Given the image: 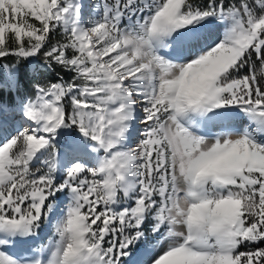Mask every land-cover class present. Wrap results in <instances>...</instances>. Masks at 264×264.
<instances>
[{
    "label": "snow or ice",
    "instance_id": "obj_1",
    "mask_svg": "<svg viewBox=\"0 0 264 264\" xmlns=\"http://www.w3.org/2000/svg\"><path fill=\"white\" fill-rule=\"evenodd\" d=\"M0 264H264V0H0Z\"/></svg>",
    "mask_w": 264,
    "mask_h": 264
},
{
    "label": "trees",
    "instance_id": "obj_2",
    "mask_svg": "<svg viewBox=\"0 0 264 264\" xmlns=\"http://www.w3.org/2000/svg\"><path fill=\"white\" fill-rule=\"evenodd\" d=\"M57 71H60L59 69H57ZM46 75H48L47 73L40 71L38 64H37V74H36V79H43ZM21 76L22 79H27L29 77V72H28V68L24 65L21 66ZM67 78V76H66ZM10 99V97H9Z\"/></svg>",
    "mask_w": 264,
    "mask_h": 264
}]
</instances>
